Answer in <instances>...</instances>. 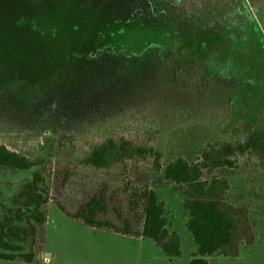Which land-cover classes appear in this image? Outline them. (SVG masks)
<instances>
[{
    "label": "rangeland",
    "instance_id": "rangeland-1",
    "mask_svg": "<svg viewBox=\"0 0 264 264\" xmlns=\"http://www.w3.org/2000/svg\"><path fill=\"white\" fill-rule=\"evenodd\" d=\"M262 122L264 0H0V144L44 156L57 172L48 220L27 247L31 264H169L150 240L72 219L103 188L128 216L129 182L149 185L166 204L182 241L176 264H189L196 244L183 198L151 158L110 169L77 158L129 127L163 151L164 164L177 156L192 163L203 144L243 139ZM37 171L0 169L3 203ZM215 173L230 181L227 202L248 206L255 242L236 259L209 261L264 264V171ZM107 218L122 221L113 211Z\"/></svg>",
    "mask_w": 264,
    "mask_h": 264
},
{
    "label": "trees",
    "instance_id": "trees-1",
    "mask_svg": "<svg viewBox=\"0 0 264 264\" xmlns=\"http://www.w3.org/2000/svg\"><path fill=\"white\" fill-rule=\"evenodd\" d=\"M128 128L114 130L103 140L88 144L76 164L110 169L126 161L151 158L153 171L175 184L183 198L188 216L186 227L197 246L190 264H213L209 261L211 257L236 259L242 246L254 244V224L248 206L227 202L230 181L224 174L215 172L243 168L264 171V122L243 139L228 138L203 144L197 161L192 163L177 156L164 164L163 151L135 137ZM38 167L41 171L34 173L9 206L0 196V261L34 262L35 254L32 250L28 252L27 247L36 244L39 227L48 220L44 209L55 199L50 183L57 178L53 163L44 156L17 152L0 144V169L29 171ZM68 174V170L60 174L62 181H67ZM129 187L128 216L120 213L113 203L114 198L103 188L89 197L72 219L91 229L150 240L169 259L180 257L181 237L170 230L166 204L149 185L138 187L129 182ZM111 211L122 221L108 219Z\"/></svg>",
    "mask_w": 264,
    "mask_h": 264
},
{
    "label": "crops",
    "instance_id": "crops-1",
    "mask_svg": "<svg viewBox=\"0 0 264 264\" xmlns=\"http://www.w3.org/2000/svg\"><path fill=\"white\" fill-rule=\"evenodd\" d=\"M138 240H146V239H138ZM196 249H197V246H196V248H195V251H196ZM193 254V253H192ZM165 255V254H164ZM166 256V255H165ZM167 257V256H166ZM181 257V256H180ZM180 257H178V258H176V259H173V260H171V259H169L168 257V260H169V264H176V261H177V259H179ZM191 260H192V255H191ZM191 260L189 261V264H190V262H191Z\"/></svg>",
    "mask_w": 264,
    "mask_h": 264
}]
</instances>
